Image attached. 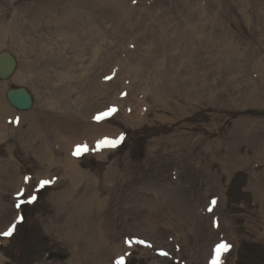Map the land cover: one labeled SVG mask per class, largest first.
<instances>
[{
  "label": "rangeland",
  "instance_id": "rangeland-1",
  "mask_svg": "<svg viewBox=\"0 0 264 264\" xmlns=\"http://www.w3.org/2000/svg\"><path fill=\"white\" fill-rule=\"evenodd\" d=\"M112 1L111 13L107 5V14L94 16L104 36L84 43L79 53L60 39L28 48L23 28L20 47H12L6 36L0 48V55L7 52L16 61L13 72L0 77V108L6 113L0 114V133L5 132L0 139V233L15 224L11 236L0 235V264H110L113 255L104 252L112 246L121 251L124 264H202L201 249L208 238L204 221L171 216L174 224L185 223V238L176 240L178 245L176 227H164V216L160 219L154 209L141 206L159 188L166 194L183 193L192 204L200 192L192 176L197 181L210 177L222 185L226 200L219 211L229 222L224 223L223 233L232 246L225 264H264V237L257 235L263 224L261 203L249 186L252 172L264 178V161L255 159L264 143V0ZM13 2L17 1L0 0L3 17L11 16ZM80 2L83 5L85 0ZM40 69L46 79L37 75ZM56 72L68 76L58 77ZM20 87L32 95L30 109H17L8 100L9 90ZM50 93L68 101L69 108L43 105L39 98L44 100ZM113 108L110 116L95 119ZM28 113L39 118L40 132H46L49 119L70 121L69 135L59 139L48 131L46 136L58 143L61 155L76 158L99 180L97 191L107 199L102 211L91 210L87 220L75 215V221H65L69 200L81 197L79 186L84 182L79 181L65 203L53 200V194L69 188L71 182L68 176L52 178L45 172L38 179L35 175L42 169L39 160L22 145L37 136L24 118ZM75 121L104 122L110 127L95 138L94 153L73 155ZM121 134L124 139L117 147H98L106 136L113 139ZM207 143L210 151H205ZM233 155L254 159L256 164L227 174L219 160ZM7 159L19 171L13 183L14 167L3 163ZM108 170L112 173L106 182ZM21 174L27 180L19 192ZM45 180L50 183L41 187ZM158 209L167 213L169 208ZM194 209L195 205L188 211L194 214ZM149 214L161 226L157 240L145 232L152 228L147 225ZM101 239L105 244L97 245L103 249L89 244ZM147 239L155 244L145 251Z\"/></svg>",
  "mask_w": 264,
  "mask_h": 264
},
{
  "label": "bare ground",
  "instance_id": "bare-ground-1",
  "mask_svg": "<svg viewBox=\"0 0 264 264\" xmlns=\"http://www.w3.org/2000/svg\"><path fill=\"white\" fill-rule=\"evenodd\" d=\"M16 1H17L16 3L13 2L14 4H11L10 6L11 16L10 14H6L3 17L2 14H0V21H1L0 23V48L4 44V39L6 38V36L8 39H10V41L12 40L11 41L12 44L10 43L11 45H13L12 47H20L21 37L19 35L20 33L22 34L21 29L23 28V31L25 32L24 40L28 42L29 44L28 48H32V45L34 43H40V42L42 43L44 41L54 42L60 39V40H64L66 42L71 43L72 47L74 48L73 49L74 53L75 51L79 53L84 43L91 44L93 42H96V40H98V38H100L105 33L103 32L104 30L101 31L95 25L94 16L98 15V13L100 14H102V12L106 13V10L108 9L107 5L110 6L109 13H111L110 8L113 6L112 4H114V1L111 2V0H85V3H83V5L80 2L81 0H77V1L68 0V1H61V2L59 0H16ZM84 5H86V7H84ZM122 6L123 4L122 5L121 3L118 4V7H120V9ZM84 9L86 11L88 9V12L86 14H83ZM6 18L8 19V21H6L7 20ZM20 18L21 19L23 18L24 20L21 22ZM43 28L47 30L46 33L42 32ZM185 31H187V29ZM14 41L16 42L15 46H14ZM45 52H48L47 48L45 49ZM61 62H64V61H61ZM37 75L43 79L47 78V76L45 75L42 69L37 71ZM55 75H58V77L68 76L67 74H62V73L58 74L57 72L55 73ZM39 99L42 101L43 105L47 106L48 108L57 109V108H61L62 106L68 107V101L64 103L62 101L63 98L60 99L56 93H50L48 96H44V100L42 98H39ZM0 114L1 115L3 114L4 116L6 115L5 111L3 110L1 111V108H0ZM33 114L34 113L25 114L24 118L29 119L31 123V126H30L31 128H29V130L32 131V129L34 128L33 130L35 131V134L37 136L35 135L36 137L34 138V140L27 139L24 142L22 141L23 143L22 145L28 149H31L34 155L36 156V158L39 160L40 168L42 169L37 171L35 175L37 176L38 179H41L43 177L41 174L45 172L46 174H51L52 178L61 177L60 179H62L63 176H68L70 179L69 182H71V185L69 186V188H67L66 190H63V192L54 193L53 200H55V202L57 203L59 202L65 203L66 196L72 195L74 193L76 189L75 187L78 186L79 181L82 180L84 182V184H81L79 186V188H83V191L81 193V197L80 198L78 197L79 198L77 199L78 201L75 200V198H71L69 200V204L66 207L67 216H66L65 221H71V220L75 221V215H77L79 219L83 218L84 220H87L89 218V214L91 213L90 212L91 210H94V212L102 211L104 207L106 206L107 199L106 197L101 196L100 194L101 192L97 191L99 180L92 173L90 174L88 171L83 170L80 167L79 161L76 158H73L71 155L70 156L61 155V153L59 152L60 146H58V143L56 142L53 143L52 140L50 141L51 142L50 143L48 141L50 139H48V137L46 136V133L48 131L51 132L54 136H57V137L59 136L58 137L59 139L61 138L63 134L69 135L68 132H71L70 126L68 125L70 121L64 120L62 118L49 119V121L47 120L48 122L45 124L46 132L44 131L40 132L38 129V127L40 126L38 122L39 118H36L34 116L35 114L34 115ZM93 123L94 124L90 125V122L89 124H86L83 121H80V122L75 121V126H76L75 145L73 144L74 142H70L72 140V137L67 136V142L70 144L71 148H74L72 147V145H74L76 148V146L79 145L78 141H81L80 139L84 138V140L82 139L81 141L83 146L84 145H87V146L94 145L93 149L91 148L88 149L89 152L94 153L93 152L95 148L94 143H96L97 141V139L95 138L99 137L100 132L110 127L108 126L106 127V124L104 122H100L99 125H97V123L95 122ZM33 124H36V126L35 125L33 126ZM4 135H5V132L2 135L0 133V139ZM77 137L79 138V140L76 139ZM109 139H112V138H109ZM113 139H115V137ZM85 140L88 144L84 143ZM207 145L208 146L205 147V151H210V144L207 143ZM255 159H261L264 161V143L262 144V147H258V152L255 155ZM219 161H220L219 163H220L222 170L227 174H230L231 171H233V169L237 167H240L246 164L250 166L253 164V162H255L254 164H256V161L254 159L252 160V159L245 158L243 156H238V155L231 156V159L229 160L225 159V160H219ZM3 163L7 165L8 167L10 165L14 167L15 174L12 175L13 177L10 180L13 183V180L15 176L18 175L19 171L17 168H15L14 163L11 161V159H7ZM54 169L59 170L60 172L53 173ZM206 171L208 172L209 170H206ZM111 173H112L111 170H108V172L105 173L104 179L106 182H108L107 176H109ZM21 177L23 178V183L22 184L20 183L21 187H19L20 185L18 187L16 186L17 188H19V192L21 191V189L25 188L26 186L25 182L27 180L25 175L21 174ZM195 177L196 176H192V181H194V183H196L200 187L199 188L200 192L197 193L196 198L192 202V204L188 202L187 199H184L182 195L183 193L180 194L179 192H173L175 194H171L168 191V194H166L164 189L159 188L158 191L157 190L156 192L154 191V194L151 198L149 197L145 201H142L141 206H144L151 210L154 209L156 212V215L159 217L164 216V219L162 218L165 221L164 223H162L164 227L168 228L169 226H173V225L176 227L177 230L175 232V237H176L175 241L185 238V233H184L185 228L183 226V224L185 223L176 222L174 224L173 220L170 219L171 216L176 217L179 214L181 217L188 218L189 220L193 221V223H195V220L204 221L206 223L204 229L206 230L208 234V238L206 241V245L204 246L203 249H201L203 250L201 262L202 264H212V260L215 255L214 249L216 248V245L221 242H227L231 244L229 239H227L225 234L223 233L224 223H226V225H229V222H224L225 220L221 216L220 211H219L221 210L220 204L226 200V196L224 194V191L222 190L223 188L220 182L211 180L210 177L209 179L202 177V179L200 178L198 179L199 181H197ZM21 180L22 179H20V182ZM249 186L254 190L256 197L261 203L260 215L262 217L261 222L263 223L262 230L257 229V228L256 229L258 230L257 235L259 237H264V178H262V176L260 175V172H252L250 174ZM212 200L216 201L215 205H212L211 203ZM77 202H79V206L76 205ZM190 204H191L190 208H192L193 205H195V209H194L195 215L192 214L190 211H188L190 209L189 208ZM162 206H168L169 209L167 213H163L161 212L160 209H158L159 207H162ZM75 207L78 209L75 210ZM209 208H211L212 210L209 211ZM152 217H151L150 223L149 221L147 222V225L149 224L152 228L150 231L145 230V232L147 236H150L154 240L155 239L157 240V238H159V236L161 235V232H160L161 229L159 228L160 225H158L157 221L154 218L152 219ZM147 240H148V243L144 244L145 251L150 250V248H153L155 244V243L153 244L154 241L150 239H147ZM97 242H99L98 244H101V245L105 244V241L103 239L99 241L94 240V242H90L89 244L92 245L95 250L96 248H100V247L101 249L105 248L104 246L97 245ZM177 244L179 245L178 242ZM155 248L159 249L158 246ZM120 252L121 251L117 249V246L115 247L112 246L109 252L108 251L104 252V255L109 256L111 254L110 257H112L113 255V257L111 258L110 264H117V262L123 256ZM226 255L227 253H224L221 257L222 264H225ZM153 264H155L154 261H153Z\"/></svg>",
  "mask_w": 264,
  "mask_h": 264
},
{
  "label": "snow or ice",
  "instance_id": "snow-or-ice-1",
  "mask_svg": "<svg viewBox=\"0 0 264 264\" xmlns=\"http://www.w3.org/2000/svg\"><path fill=\"white\" fill-rule=\"evenodd\" d=\"M135 2H136V0H133V3H135ZM115 111H116L115 108L110 109L108 112L102 113L101 115L97 116L95 119L97 121H99V120L103 119L105 116H110ZM123 139H124L123 134H121L118 138H115V139L105 138V139L98 142V147L99 148H105V147L115 148L123 141ZM87 151H88V148L86 145H84V146L78 145V146H76V148L73 152V155L79 157L80 155H82L84 152H87ZM49 183H50V181H47V180L40 182L41 187H43L44 185L49 184ZM34 199H35V197H32V200H34ZM29 202H32V201L30 200ZM211 203H212V205H215L216 201L212 200ZM17 207L19 208L20 205L17 204ZM211 210L212 209L209 208V211H211ZM19 219H21V218H18V220ZM14 230H15V224L10 226L7 231L0 233V235H3L5 237H9L13 234ZM140 243H144V241H140ZM231 247H232L231 244H229L227 242H221V243L217 244L216 248L214 249L215 255H214V258L212 260V264H222V260H221L222 255L224 253H227L231 249ZM162 255H167V254L162 253ZM117 264H124L122 257L117 262Z\"/></svg>",
  "mask_w": 264,
  "mask_h": 264
},
{
  "label": "water",
  "instance_id": "water-1",
  "mask_svg": "<svg viewBox=\"0 0 264 264\" xmlns=\"http://www.w3.org/2000/svg\"><path fill=\"white\" fill-rule=\"evenodd\" d=\"M2 55L0 56V77L7 78L13 72L16 61L7 52ZM8 100L15 108L20 110L30 109L33 105L32 95L24 87L10 89Z\"/></svg>",
  "mask_w": 264,
  "mask_h": 264
}]
</instances>
